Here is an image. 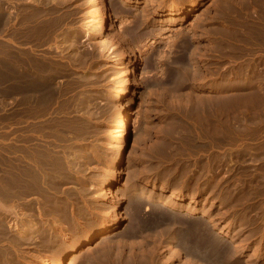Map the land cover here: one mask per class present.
<instances>
[{"label":"rangeland","instance_id":"rangeland-1","mask_svg":"<svg viewBox=\"0 0 264 264\" xmlns=\"http://www.w3.org/2000/svg\"><path fill=\"white\" fill-rule=\"evenodd\" d=\"M23 1L25 3H23ZM30 1H33V0H26V1L25 0H15L14 1L15 3L14 2L12 3V1L9 0L8 4L10 7L14 5V7L16 8L17 6L16 11H18V8L20 7L19 12H16V13L14 12L16 15L12 13V15H14L13 16L14 19L16 18L17 20V18L18 19L22 18L21 14L23 13L25 9L24 6L26 4L32 6L34 9L42 10L45 12L48 10V12H46L45 18L43 19L44 21L46 20L48 22L49 27L50 26L53 27L52 28L53 35L50 36L51 37L49 38L50 40H48V42L46 43L47 47L45 44H44L45 46L44 45L39 46L36 49V54H38L39 51H41V53L40 52L39 53L42 54L43 53L42 49L44 47L48 48V50L52 49L50 51L46 50L49 54L50 53L52 54V51L54 50L52 54L53 56L50 54L51 60L54 58L52 63L53 64L55 63L54 65H57L58 61L61 63L64 61L63 65L67 66L66 71L59 72L57 68L55 70L56 72H54V78L56 77L54 79L55 85L61 91L62 95L66 93V97H65V94L63 96L61 95L63 99L60 98L61 101L59 100L60 107L58 104H55V110L53 112L54 114L52 115V117L49 116L50 118H48L49 126H52L53 128L50 127V130L48 131L40 130L39 132V130H36L35 132H33L32 133L33 135L32 137H34L33 143H34V146L37 145L36 147H39L42 151L47 150L48 147L51 146L52 144L51 146L52 148L51 147L49 148L52 149L53 152H55L54 154L57 153L58 158L60 159L62 158V156L64 159L66 158L65 159L66 161L63 158H62L63 160L61 159V161H63L62 163H65V165L63 164L65 169L66 167L67 169L70 168L68 170L66 169L68 176L62 178V180L59 182L61 185L58 183L59 184L58 188H56L54 185V188H56V190L54 191H56L57 193H55L54 191H50V192L53 193V195H51L52 197L54 196L55 199L59 198L58 199L59 203H63L64 206L68 205L69 211L71 210V207L74 206L72 207L71 212L74 216H77L79 219L80 233L78 236L73 235L72 238L70 239V241H74V239L78 237V240L75 243H73L72 245H69L70 247L68 246L70 249L68 247L63 249L60 246H56L54 247V249L51 248L53 249L52 252H51V249L50 250L46 249L44 251V249L40 248L39 246H35V245H38V243L35 242V240L30 248L22 249V248H19L16 243L17 242L16 234H15L16 232L13 234L15 230L7 226V225H11L14 222V221L13 222L11 221L16 220V218L17 220L15 222H17L19 214L16 215L15 212H13L14 216H12V212H10L11 214L10 213L5 214L4 212L0 210V221H1L0 224H2L1 225L2 227L0 226L1 227L0 231L2 229V231L0 232V236H1L0 239L2 240L0 241V253L5 249L1 253L2 255L0 254L1 255L0 262L4 261L2 264H5L6 262H7L6 264H13V263L14 264L16 263L17 264H56L63 257L65 258V260L70 259L72 255L71 253L72 247L76 246L78 243L79 244L81 243V247L77 251L78 253L76 252L77 254L81 253L80 254L81 259L79 260L80 262H78L79 264H86V263L87 264H97L98 262L101 264H104V263L107 264L108 262H109L108 264H111L112 262L114 264H117V263L122 264L121 262L122 259H123L122 260L123 264H130V263L133 264V261H134V264H145V263L154 264V262L155 264H157L158 259L159 261H161L162 259L165 260L166 257L167 258L165 262L162 260L163 262H158V264H178V263L183 264L184 260H186L184 263H187V260H189L188 257L190 256H191L190 257L191 259L195 257L194 258L195 260L193 259L194 264L195 262L197 264H201V263L204 264L202 260L200 261L201 257L199 256L200 255L199 253L202 252L201 251L202 248L196 249V252L195 251L193 252L191 250H188L184 245H182L181 240H180L181 238L180 234L182 233L184 228L186 230H190V228H197L196 231H199V230L203 231L202 228H204L203 232H206L207 236H209L208 240H210L208 241V245H210V247L208 246L209 254H210V257L208 259H210L211 261L207 259L209 261L207 264H217V263L226 264V262L227 264H236V263L238 264H264V234H263L264 233V102H263L264 101L263 99L264 98V92H263L264 91V68H263L264 65L261 63V61L264 60V0H249V1L248 0H244V1L243 0L242 1L241 0L239 1L229 0L230 4L228 5L226 4L227 6L225 5L226 7L225 9L228 12H233V13L236 12V13L234 17V25L230 24L231 26H229L232 29L229 28L228 29L229 31L225 32L226 33L225 44L227 46L225 45L226 51L224 50L225 54L222 55V58L221 56L220 57L216 56L217 54L216 51L212 52L214 56L212 55V58H210V56L208 57L209 53L207 54L206 50L209 49L210 46L213 50L216 49L215 47L219 48L215 43H213L214 35L212 33H214V29L211 30V28H213L216 25H221L222 21L219 16H217L218 18L215 16V19H216L215 20L213 17L214 15L213 13L218 11V7L220 8L221 5L219 6L218 4H221L222 1L224 3V1L226 0H218V1L217 0H194V1L188 0L190 3L188 1L184 3V6L186 8L185 11L181 9L180 12H173L174 6L176 7L178 5L177 0H48V1L43 0L45 2L43 1L40 2V0H35L36 2L35 1L30 2ZM52 2H53V5H52ZM36 3H38V5ZM104 3L109 9L111 10L114 9L112 10V13L117 12L116 10L119 8V11L121 12L120 15L122 16V20H119V19L117 20L116 17L113 16L112 17V20L114 21L112 23L113 25L111 24V19H107L106 23L103 26L105 29L101 27L102 28L101 30L99 27L100 23L98 21L100 19L99 15H101V13L104 10V6H103ZM46 4L47 5L51 4V5L47 6ZM235 4L236 6L231 8ZM21 6L24 8H22ZM14 7L12 6V8ZM47 7H49L50 9ZM45 8L47 9L45 10ZM122 9H125V10H122ZM56 10H57V13H56ZM121 10L125 12L123 13ZM143 10L144 11L148 10L150 12L149 14V12L147 11L148 12L147 14H149L151 18L150 21L151 22L155 21L156 26L160 27L158 28L159 31L161 30L160 33L164 35L165 38L164 40L158 39L157 40L158 44H155V40L154 42H152L153 40H151L153 35L151 36L148 35L149 37L146 36L148 38L146 37L143 38L141 42L137 41V43L133 45L134 47L133 46L125 47V50L127 49V51L125 52V54L123 53L121 54V51H120L121 49L118 48V46L115 43L116 42L115 36L116 35L118 36V32H119V35L122 34L121 29L129 28L132 23L134 24L136 17L138 15L141 16L140 12L142 13V15L145 14ZM2 12L3 11L1 10V0H0V13ZM157 12L158 13L160 12V15L157 16L156 17L157 19H156L153 17V15L157 14ZM131 13H134L135 19L133 18V14ZM55 14L57 16H55ZM197 14L199 16V19L195 20L198 18ZM54 16L55 18H52ZM208 16L212 18L211 20L214 19L215 21L213 20L212 22L211 20H208L209 19ZM64 22L66 25L64 24ZM1 24L2 23H1V18H0V40L2 36L1 35V32H2ZM57 26L59 27L58 31H57V28H58ZM64 26H66V28H64ZM120 26L122 27L124 26V27L121 28ZM192 27L194 28V30ZM207 27H210L209 28L210 30H208ZM130 28L129 30L127 29V32L130 31ZM205 28H207V30ZM65 29H67V31ZM59 30H61L63 34ZM205 30L208 32V35L206 34L207 32ZM75 31H76V34L78 32L77 35L75 34ZM181 31H182V34H181ZM193 31H195V33ZM57 32H59L60 35L59 33L57 34ZM65 33L67 34V36L70 33L69 35L71 37L69 36V38L73 39L74 37V40L76 42L72 39L71 40L67 39L69 42L67 45L66 44L63 45V48H65L64 51L62 50L59 51L60 49H57V48L53 49L56 43H57L56 45H58L60 44L59 42L62 39L65 40V36H66ZM200 33L202 34V36ZM231 33H232V36H231ZM177 34H179V36L181 34L182 35L181 38H183L185 35V37H188V39L191 40L193 47L196 50V51L194 50L195 52L193 51L196 57L193 56V58L195 59V62L199 61V64L201 65L199 67L200 71L201 69H203L205 72L209 70L208 73L209 72L211 73V69L212 71L215 70L216 68H213V67H216L217 64L220 63V66H222L225 72H227L228 74L233 73V75L235 74L237 75V73L239 74L240 72L242 74L247 73L249 71L252 72V75H253L252 81L254 82L253 86L257 87V84L263 86L262 88L263 91L260 89L258 90L253 89V92L256 91V94H252V95L250 94L247 95L250 92L252 93V89H248V88L247 89L237 88L235 90L229 89L226 92V96L228 94L227 100L231 98L229 97V95L233 94L232 92H235V94L238 93L235 96L239 95L238 98L237 97L235 98L233 94L232 95L233 98L231 99L234 101L232 102L231 99L228 101L230 103L238 102L239 104V106H237L238 108L232 109L231 107H229L228 108L229 111L228 110L225 111V120L228 122V124L226 122L227 124L226 128H227V131L229 132L227 133V136L228 135L229 136L227 138V142L224 147L225 152H224V149L222 152L223 154L225 153L224 156L225 157L227 156V158H224L225 162L223 161L222 167L220 166L221 168H219V165H220L218 162L219 158L216 160L217 162L215 161L216 157H218V154H216L217 152L215 149L212 150V154L215 153L214 154L215 156L212 155L211 157V155H209L208 158L205 159V161L209 163L208 166L210 167V169L212 167L213 168L210 170V174L208 171V174H206L207 176L205 175L206 179L203 176L202 177L203 180H200V182H199L200 178H197L199 177L198 174L200 173V170L198 169H196L197 171L194 170L191 177L193 176V174L194 176L191 179L189 178L190 173H188L187 170L183 168V165H185L188 161H192V163L200 162V159H198L197 156L191 158L186 155L185 156L182 155L183 157L182 156H179L180 158L177 157L176 161H170V159L168 161V159H166L168 157L164 154L165 151H162L164 149L162 145L166 148V145H167L166 143L169 142V140L171 139L170 135H172L173 133L172 128H173L174 122H172V117L178 116L177 126H179L178 130L180 131V129L182 128L180 124L182 123V121H184L187 115V112H188L186 103H185V101L188 99L187 93L185 92L183 93L182 89L178 90L174 88V86L169 87V85L167 87V85L164 84L165 82L164 78H166V74H165V71L161 69L164 66L163 65L161 66V64L159 63V59H158L159 55L161 54L164 55L167 53V51L165 50L169 49L168 44H167L168 41H170L169 39L171 40L174 39L175 35H176L175 39L179 38ZM63 35L64 37H62ZM203 35H207V36H203ZM192 36H194L195 38ZM230 37L232 38L230 39ZM52 38L53 40L57 39V42L56 40H54L55 41L54 43ZM208 39H210V41ZM51 40H52V43L49 45ZM179 40H177V42ZM71 41L74 42L73 45ZM69 44H71L72 47ZM51 45L52 47H50ZM65 45L66 47H64ZM207 46H209V48ZM132 47L134 51L132 50ZM156 47H158V50H156L157 49ZM195 47L196 48L198 47L201 50L198 48L196 49ZM178 50L179 49L177 47L172 49L171 51L173 55L171 53L170 54L171 57L177 56V54L179 53ZM199 51L202 53L201 58H200L201 54ZM59 52H60V55H58ZM159 52L160 54H158ZM62 53H65V54H62ZM135 54L140 59V62H139V65L137 64L134 68V55ZM62 56L63 57L66 56V58L68 59H65V57L63 58ZM61 57L63 59H61ZM77 57L81 58V62H80V58H78L77 60ZM215 57H217L218 59L221 58L220 61L218 59H214ZM131 58H133V61H130ZM252 64L255 66L253 67ZM206 65H208V67ZM207 68L208 70H206ZM163 72L165 75L163 74ZM257 73L259 75L258 78H257V75H255ZM254 75L256 76V79L254 78L255 77ZM59 83L61 86L57 85ZM0 84H1L0 85V90H1V86H3L2 85L3 83L0 81ZM125 85H127L125 89L126 92L124 91L122 93L123 91L122 88H124ZM71 87H73V89L75 87L76 89L74 90L69 89ZM243 90L245 93L243 92ZM241 92L243 94H241ZM178 93H181V94L179 95ZM13 96L14 94L12 95L9 94L5 96V99L0 100V111L3 110V112H1L0 114V189L4 191V192L2 191L3 194L4 193L6 195L8 194L6 197L5 194L3 195L1 193L0 201L2 202L3 205H6V203L10 204V207L12 208L14 207L17 213L19 212V208L25 205V202L23 204V202H20V200L17 201L18 194L15 192V187H13L15 184V181H14V178H15L14 175L16 172L15 170L17 168L16 160L18 161V157H19L18 155L19 153L17 151L18 147H16L18 146L16 137H17V133L19 134V129H18L19 126H21L22 123H23L22 125H25L30 122L33 123L34 118L33 117L30 118L32 115H29L27 112H26L27 115H25L26 113L24 114L23 112L20 115L19 113H17L16 110L18 106L16 103L15 96L14 97ZM185 96L187 97V99ZM13 98L15 99V101ZM180 100H181V103L184 100L182 104L180 103ZM177 102H179L183 107L180 106V104ZM174 103H176V105ZM171 104L173 105V107L174 106L176 107L173 108ZM168 106H169V109L171 110L170 112L169 110H167L168 108H166ZM175 108H176V111H175ZM9 109H12V112L10 113V117H8V114H6V111H8ZM172 112L174 113V115H172ZM177 112L178 113L181 112L180 115ZM63 113L66 115H64ZM168 113H170L171 115ZM62 114L64 115L63 120L65 121L62 120V117H63ZM18 115L21 117H19ZM18 117L20 119H18ZM19 121L22 123H20ZM24 121H28V122H24ZM61 121H63L65 124ZM18 122L20 125L18 124ZM57 122L63 123L64 125L63 124L59 125ZM52 123L55 125H53ZM170 125H172V127ZM54 126L56 127V129ZM228 128L229 129L232 128L233 132H232V129L228 130ZM60 131H63V132H60ZM48 132H50L51 134L52 133L54 134L51 135ZM36 135H38L39 137L38 136L36 137ZM50 136H52L54 139ZM180 137L181 135H177L176 137V144H178L179 146H181L182 144ZM55 138H57V140ZM42 140L43 141L46 140V141L43 142ZM36 142H43V144L42 143L37 144ZM50 142L52 143L50 144ZM47 144L49 146H46ZM58 148L60 150L59 152L60 154L57 151ZM158 149L159 150L161 149V150L159 151ZM15 152L17 153L15 154ZM65 153L67 154L64 156ZM187 157L188 159H185ZM180 159H182L181 160L182 162L180 161ZM74 161H75V164H74ZM210 161H213V162H210ZM66 162L67 164L69 163L71 165L69 164H68L69 166L66 165ZM169 162L170 163L172 162V164H169ZM176 162H178L179 164L178 163L175 164ZM72 163L74 164V166ZM210 163H213V164H210ZM74 167H75V170H74ZM176 168L177 170H175ZM178 168L180 169L178 170ZM182 168L184 172L182 171ZM114 169L116 170L113 173ZM7 172L10 174L9 178L6 177V174L8 176ZM73 172L74 174H72ZM186 172L188 176L185 174ZM180 174L184 176L182 175L180 176ZM185 177L186 179H184ZM180 179L183 180L184 183H186V181L188 183L183 185L184 183ZM188 179H190L191 181H189ZM65 180H67L68 182L66 183L67 185L64 182ZM178 180L181 181L182 183L178 182ZM194 180H196L197 182L194 183ZM204 180L206 181V183L203 182ZM11 183H14V184H11ZM173 183L175 184L174 186H177V187L179 186L180 188L174 187ZM189 183L191 186L189 185ZM192 183L194 184V187H192L193 186ZM208 184H210V187ZM46 185L50 187V190H53V187H52L53 185L44 184V186ZM196 186H198L199 188H197ZM6 187L11 188V190ZM59 187L61 188L59 189ZM201 187H204V188H201ZM175 188H177L178 190ZM7 189H9L11 192ZM70 191L71 193H69ZM60 192L63 194L61 195ZM175 193H179L180 195L178 197L174 196ZM15 194H17L16 195L17 199H15L14 197ZM10 195H12L13 197ZM68 196L69 197L71 196L72 198L68 199L67 198ZM6 198H9V199H6ZM10 200H14V201H10ZM71 200L74 201V203ZM42 201L43 199L41 200V202L39 201L41 204L40 203L35 204V206L38 205L36 206L38 207V209L36 207H34L35 209L33 208V210L31 211V217L34 218L35 221H38L40 223L46 221L49 224L50 223L52 224L53 220L51 219L54 218L53 216L55 215V213L51 211L49 212L50 213L49 214L47 211V214H48L47 215L45 212L46 210L44 208L45 202H42ZM137 205L141 207L139 208L137 207ZM6 207H9V205ZM16 207L17 208L19 207V208L16 209ZM138 208L139 210L137 211ZM158 208H159V211L162 212L163 215L158 211ZM36 210L40 212H37ZM83 210L84 212H82ZM43 211L45 213H43L42 215L41 212ZM77 211L79 212L78 214H76ZM163 211L165 213L167 211L169 212L165 214ZM170 211H172V213ZM158 212L161 216L157 214ZM35 213H38V214H36L35 216L33 215ZM39 213L41 216L39 215ZM169 214L171 215V218L173 217L172 219H170L171 222L169 221V219L168 221L166 220L168 217L170 218ZM178 215L179 216L182 215L183 218H186L185 216L188 217L190 215L189 217H192V218L190 219L188 217L185 220L182 218V216L178 217ZM60 216H62V214H60ZM117 216L121 219L118 226L114 225L116 222ZM153 216L154 217L156 216L155 220L153 219ZM163 216L164 217L166 216L167 218L166 217L164 218ZM42 217L43 218L45 217L47 219L44 218V220L41 221ZM157 217H159V219ZM175 217L176 219H174ZM196 217H197V220H196ZM156 218L158 222L160 221L159 224L158 222L156 223L157 225L154 224V222H156ZM2 219L5 222L2 221ZM61 219H63L62 220L64 222L63 224L67 225V221L65 220V218L61 217ZM144 219H145V222H144ZM148 219H150L151 222ZM181 219H183L184 222ZM202 219L204 221L206 219L207 220L206 222H202L203 221ZM179 220L181 221L179 222ZM188 220H191V222L189 221L190 222L189 223ZM6 221L9 223H7ZM175 221H177L178 223ZM194 221L195 223L193 224L192 222ZM169 222L171 224H169ZM181 222L184 228L181 227L182 226V224H180ZM185 223H187L189 226ZM4 224L5 226H7V228L4 227ZM51 224L50 226H53V224L52 225ZM207 224L210 225V226L208 225V227L212 229L211 231L209 228L206 227ZM142 225L145 227L144 229L146 230V233L144 232L145 230H141L143 228ZM164 225H167V226H164ZM178 225H181V226H178ZM107 226H109L108 229L106 228ZM140 226H142V228ZM198 227L199 228L201 227V228L199 229ZM149 228L150 229L152 228L151 231H149L150 230ZM162 228H164L165 231L162 230ZM10 229L13 232H11ZM153 229L155 231L157 230L156 232L158 234ZM175 229L178 231L174 232ZM8 231L11 233H9ZM129 231L135 232V238H133L134 236L132 237L133 239L128 237ZM141 231H143L142 234H141ZM152 231H154V237L153 235L152 236L150 235V234H153ZM166 231L168 235L165 234ZM209 231L211 233H209ZM213 231L216 232L217 234L215 235ZM64 232L68 234L69 230L67 226H65ZM176 232H177V235H176ZM2 233L4 235H2ZM12 234L15 236H12ZM93 234L95 236H91ZM170 234L171 236L173 234L172 237L174 239L171 238ZM90 236L92 239L90 240V242H88L89 243L88 245L86 241ZM157 236L159 238L162 237L160 238L161 241L159 240ZM103 237L107 240H105ZM212 238H214L215 240ZM224 239L225 241H223ZM3 240L7 244L6 243L4 244ZM216 241L218 242L216 243ZM68 242L69 241H67L66 243ZM8 243L11 246H9ZM141 243L143 244L142 246L139 245ZM125 244L126 246L123 247V245ZM148 244H150V246ZM176 244H177V248H176ZM221 245H222V248H217ZM131 246H133L134 249ZM148 246L152 248H149ZM214 246H215V250H214ZM11 247L13 248V250ZM89 247H92V248H89ZM117 248H121V249L117 250ZM146 248H149L147 251L150 253H146L147 252ZM216 248H217V251H216ZM227 248L228 249L230 248V249L227 250ZM232 248L233 249L235 248V250H233ZM21 249L24 251H22ZM39 249L40 250L42 249V250L40 251ZM95 249L98 252L101 250V252L98 253ZM141 249L144 251H142ZM8 250H10L11 252H9ZM15 250L18 255L15 254L16 253ZM130 250L132 251L134 250L133 251L134 254ZM182 250L183 252H180ZM187 250L190 253H188ZM95 251L96 253H98L97 256H96ZM111 251L112 252L114 251V252L112 253ZM121 251L124 252V255ZM157 251H159V253ZM210 251L211 252L215 251L214 253H216L217 255L215 254L216 256H211V255H214V253L212 254ZM5 252H6V256H5ZM115 252L116 254H114ZM129 252H131V254H129ZM172 253H174V255H172ZM30 254L31 255L33 254V256H31ZM87 254L89 256L90 255H94V256H91L89 258ZM109 254L111 257L107 259L106 256L109 257ZM120 254H121V257H120ZM128 254L130 255V257H128L129 259L126 258L127 256H129ZM138 254H141V256H139ZM102 255H106V256L102 257ZM116 255H118V257H116ZM192 255H194V257ZM219 255L220 256L222 255L223 257L221 256V258H219L220 257ZM227 255H228V258H226ZM3 256H5L6 258ZM83 256L85 260L84 258H82ZM143 256L146 259L142 258ZM92 257L93 258L96 257L94 261L92 260L93 259ZM100 257H101V262H100ZM123 257H125L126 260ZM131 257H133V259ZM148 257L150 258V262H149ZM24 259L26 260V262ZM44 259L47 260V262H43ZM111 259L113 261H111ZM214 259L215 261H213ZM216 259L219 260V262H217ZM224 260L226 262H224ZM234 260H236L237 262L236 261L234 262ZM125 261H127L128 263ZM142 261H145V262H142ZM197 261L200 263H198Z\"/></svg>","mask_w":264,"mask_h":264},{"label":"bare ground","instance_id":"bare-ground-1","mask_svg":"<svg viewBox=\"0 0 264 264\" xmlns=\"http://www.w3.org/2000/svg\"><path fill=\"white\" fill-rule=\"evenodd\" d=\"M10 1H12V3L15 1V0H10ZM26 1V0H25ZM35 0H33V1H30V2H34ZM41 1H43V0H40V2ZM48 1V0H47ZM186 1H188V0H177V6L175 7L174 6V9H173V12H180L181 11V9L183 10V11H185V6H184V3L186 2ZM190 1H192V0H190ZM194 1V0H193ZM218 1V0H217ZM233 1V0H232ZM235 1V0H234ZM239 1V0H238ZM242 1V0H241ZM244 1V0H243ZM249 1V0H248ZM8 2H9V0H1V10L3 11L2 13H0L1 15V25H2V32H1V40H0V81L3 83L2 85L3 86H1V90H0V94H1V97H2V100L3 99H5V96L6 95H12V94H14V96H15V98H16V103H17V106H18V108H17V113H19V115L23 112L24 114L27 112L29 115H32L30 118H34V122L33 123H27V124H25V125H22L23 123L22 122H20V123H22L21 124V126H19V134L17 133V142H18V146H16V147H18V155H19V157H18V161L16 160V162H17V168H16V172H15V178H14V181H15V184L14 183H11V184H14V186L13 187H15V192L18 194H15V199H17V201H19L20 200V202H23V204H24V202H25V205L23 206V207H21V208H19V212H17L16 213V211H15V209H14V207L12 208V207H10V204H7L6 203V205H3L2 204V202L0 201V210L2 211V212H4L5 214L6 213H10V212H12V216H14L13 215V212H15V214L16 215H18L19 214V217H18V221L17 222H15L16 220H17V218H16V220H12L11 222H13L11 225H7V226H9L11 229H13V230H15L14 232L11 230V232H13V234L15 233L16 234V240H17V245H18V247L19 248H22V249H24V248H30L31 246H32V244H33V242H34V240H35V242H37L38 243V245H35V246H39L40 248H42V249H44V251L46 250V249H51V248H53L54 249V247H56V246H60V247H62L63 249H65L66 247H68L69 245H72L73 243H75L77 240H78V237L76 238V239H74V241H70V239L72 238V236L74 235V236H78L79 235V233H80V230H79V219H78V217L77 216H74L73 214H72V207H74V206H72L71 207V210L69 211V206L68 205H63V203H59V198H54V196L52 197L51 195H53V193H51L50 191H54V190H56V188H58V185L60 184L59 182L62 180V178L63 177H67L68 176V174H67V172H66V169H67V167H66V169L64 168V165H65V163H62L63 161H61V159L63 158V156H62V158L60 159V158H58V155H57V153L56 154H54L55 152H53V150L52 149H50L49 147H51L52 146V142H50V144H51V146H49L48 144L46 145V146H49L48 147V149L47 150H45V151H42L39 147H36L37 145H35L34 146V143H33V138L34 137H32L33 135H32V133L33 132H35L36 130H39V132H40V130H42V131H48V130H50V127H52V126H49V123H48V118H50L49 116H51L52 117V115L54 114L53 112H54V110H55V104H58L59 105V107H60V102H59V100H60V98H62L61 97V91L58 89V87L55 85V82H54V79L56 78H54V72H56L55 70L58 68V71L59 72H63V71H66V69H67V66H65V65H63V62L61 63V62H57V65H54L52 62H53V60H54V58L51 60V57H50V54L46 51V50H48V48H41L42 50H43V53L42 54H40L41 53V51H39V49H38V51L40 52H38V54H36V49L39 47V46H43L44 44L46 45V43L48 42V40H50L49 38H51L50 36L51 35H53L52 34V28L53 27H49L48 25V22L45 20L44 21V19L43 18H45V15H46V12H48V10L45 12V11H42V10H38V9H34L32 6H30V5H28V4H26L24 7H25V9H24V11H23V13L21 14V16H22V18H20V19H18L17 18V20H16V18L14 19V15H16L15 13L16 12H19V8H18V11H16L17 9V6H16V8L14 7V5H12L14 8H12V6L10 7L9 6V4H8ZM29 2V1H28ZM36 2V1H35ZM39 2V1H38ZM43 2H45V1H43ZM42 2V3H43ZM58 2V1H57ZM57 2H56V4H57ZM160 2V1H159ZM172 2V1H171ZM189 2V1H188ZM15 3V2H14ZM19 3V2H18ZM23 3H25L24 1H23ZM48 3V2H47ZM55 3V2H54ZM60 3V2H59ZM153 3V2H152ZM190 3V2H189ZM221 3V2H220ZM256 3V2H255ZM11 4V3H10ZM30 4V3H29ZM34 4V3H33ZM37 5H38V3H36ZM45 4V3H44ZM115 4V3H114ZM168 4V3H167ZM228 5V4H230V1L229 0H226V1H224V3H223V1H222V3L221 4H218L219 6H220V8L218 7V11L217 12H214L213 14H211V15H213V17H214V19H215V16L217 17V16H219L220 17V19H221V21H222V24L221 25H216V26H212L213 28H211V30L212 29H214V33H212L213 35H214V39L213 38H211V39H213L214 41H213V43H215L219 48H217V47H215L216 49L215 50H213L212 48H211V46H210V48H211V50H210V48H209V46H207L209 49H207V50H209V51H207L206 50V53L208 54V57L210 56V58H212V55H213V51H216L217 52V54H216V56L218 57H220L221 56V58H222V55L223 54H225L224 52L226 51L225 49V37H226V33L225 32H228L229 30V28H231V27H229V26H231L230 24H233L234 25V17H235V13H233V12H228L225 8V5ZM237 4V3H236ZM236 4L234 5V6H230L231 8H233V7H235L236 6ZM248 4V3H247ZM253 4H254V2H253ZM20 5H21V3H20ZM39 5H40V3H39ZM47 5V4H46ZM46 5H44V6H46ZM51 5V4H50ZM49 4L47 5V6H50ZM52 5H53V2H52ZM226 5V6H227ZM36 6V5H35ZM42 6V5H41ZM43 6V7H44ZM56 6H58V5H56ZM104 10H103V12L101 13V15H99V17H100V19H99V23H100V25H99V27H100V29L102 30V28L101 27H103L104 26V24L106 23V21H107V19H111V24L114 22L113 20H112V17L114 16V17H116V19L118 20H122V16L120 15V11H119V8L116 10L117 12H114V13H112V10H114V9H109L107 6H106V4L104 3ZM148 6V5H147ZM243 6V5H242ZM248 6V5H247ZM255 6H256V4H255ZM22 7V6H21ZM24 7H22V8H24ZM52 7V6H51ZM117 7V6H116ZM116 7H115V9H116ZM119 7V6H118ZM36 8V7H35ZM40 8V7H39ZM47 8H49V7H47ZM47 8H45V10L47 9ZM56 8V7H55ZM58 8V7H57ZM111 8V7H110ZM245 8V7H244ZM44 9V8H43ZM50 9V8H49ZM53 9H54V7H53ZM52 9V10H53ZM138 9V8H137ZM143 9V8H142ZM217 9V8H216ZM230 9V8H229ZM228 9V10H229ZM248 9V8H247ZM22 10V9H21ZM122 10H125V9H122ZM121 10V11H122ZM154 10V9H153ZM162 10V9H161ZM50 11V10H49ZM128 11V10H127ZM144 11V10H143ZM142 11V12H143ZM148 11V10H147ZM146 10L144 11V13L145 14H143L142 15V13L140 12V14H141V16H137L136 17V19L134 18V13H131V14H133V18L135 19V21H134V24L132 25L131 24V26L130 27H132V28H130V31H128L127 32V29L129 30V28H126V29H121L122 31V34H120L119 35V32H118V36L116 37L115 35V38H116V45L118 46V48H120L121 50V54L123 53V54H125V52L127 51V49L125 50V47H129V46H133L135 43H137V41H139V42H141V40L143 39V38H145L146 36H151V35H153L152 36V39L151 40H153L152 42H154V40H155V44H158V39H163L164 40V35H162L161 33H160V31H159V29L158 28H160V27H157L156 26V24H155V21H153V22H151L150 21V12H149V14H147L148 12H147ZM156 11V10H155ZM232 11V10H231ZM234 11H235V9H234ZM15 12V13H14ZM55 12V11H54ZM60 12V11H59ZM123 12V11H122ZM125 12V11H124ZM123 12V13H124ZM130 12H132V11H130ZM136 12V11H135ZM242 12V11H241ZM12 13L14 14V15H12ZM50 13V12H49ZM56 13H57V10H56ZM137 13H139V12H137ZM252 13H254V12H252ZM18 14V13H17ZM51 14V13H50ZM50 14H49V16H50ZM100 14V13H99ZM130 14V15H131ZM175 14V13H174ZM19 15V14H18ZM18 15H17V17H18ZM53 15V14H52ZM160 15V12L158 13L157 12V14H154L153 15V17L154 18H156L157 16H159ZM240 15V14H239ZM55 16H57L56 14H55ZM55 16L54 17H52V18H55ZM197 16H198V14H197ZM13 17V18H12ZM20 17V16H19ZM66 17V16H65ZM203 17V16H202ZM206 17V16H205ZM204 17V18H205ZM209 17V16H208ZM242 17V16H241ZM245 17V16H244ZM263 17V16H262ZM49 18V17H48ZM51 18V17H50ZM57 18V17H56ZM61 18V17H60ZM218 18V17H217ZM43 19V20H42ZM58 19V18H57ZM114 19V18H113ZM126 19V18H125ZM124 19V20H125ZM153 19V18H152ZM157 19V18H156ZM199 19V16H198V18L197 19H195V20H198ZM206 19V18H205ZM212 18H210L209 17V19L208 20H211ZM213 19V20H214ZM251 19V18H250ZM13 20H15V21H13ZM54 20V19H53ZM60 20V19H59ZM65 20V19H64ZM67 20V19H66ZM123 20V21H124ZM213 20H211L212 22H213ZM216 20V19H215ZM214 20V21H215ZM263 20V19H262ZM62 21V20H61ZM60 21V22H61ZM131 21H133V20H131ZM203 21V20H202ZM220 21V20H219ZM253 21V20H252ZM53 22V21H52ZM59 22V23H60ZM67 22V21H66ZM122 22V21H121ZM120 22V23H121ZM217 22V21H216ZM50 23V22H49ZM54 23V22H53ZM123 23V22H122ZM211 23V22H210ZM218 23V22H217ZM51 24V23H50ZM56 24V23H55ZM63 24V23H62ZM62 24H61V26H62ZM64 24H65V22H64ZM159 24V23H158ZM205 24V23H204ZM212 24V23H211ZM219 24V23H218ZM237 24V23H236ZM52 25H54V24H52ZM66 25V24H65ZM113 25V24H112ZM200 25V24H199ZM213 25V24H212ZM233 25H232V27H233ZM252 25V24H251ZM56 26V25H55ZM198 26V25H197ZM196 26V27H197ZM201 26V25H200ZM209 26V25H208ZM58 27V26H57ZM121 28H123L122 26H120ZM211 27V26H210ZM210 27H207L208 28V30H210L209 28ZM238 27V26H237ZM64 28H66V26H64ZM104 28V27H103ZM193 28V27H192ZM204 28V27H203ZM207 28H205L206 30H207ZM235 28V27H234ZM58 29H59V27L57 28V31H58ZM105 29V28H104ZM232 29V28H231ZM54 30H56V29H54ZM62 30V29H61ZM61 30H59V31H61ZM66 31H67V29H65ZM100 30V31H101ZM193 30H194V28H193ZM205 30V31H206ZM241 30V29H240ZM71 31V30H70ZM159 31V32H158ZM187 31V30H186ZM191 31V30H190ZM197 31V30H196ZM204 31V30H203ZM202 31V32H203ZM231 31V30H230ZM65 32V31H64ZM184 32V31H183ZM194 33H195V31H193ZM207 32V31H206ZM256 32V31H255ZM54 33H56V32H54ZM59 32H57V34H58ZM61 33H62V31H61ZM185 33V32H184ZM191 33V32H190ZM189 33V34H190ZM234 33V32H233ZM240 33V32H239ZM63 34V33H62ZM66 34V33H65ZM70 34V33H69ZM68 34V36H67V34H66V36H65V40L64 39H62L59 43L60 44H58V45H56L55 44V46L53 47V49L54 48H57V49H60L59 51H64V49L65 48H63V45L64 44H68V40L67 39H70L69 38V35ZM75 34H76V31H75ZM77 34H78V32H77ZM76 34V35H77ZM181 34H182V31H181ZM180 34V36H179V34H177L178 36H179V38L178 39H175V36H174V39H169L170 41H168V50H165V51H167V53L166 54H164V55H159L158 57V59H159V63L161 64V66L163 65L164 67L163 68H161V69H163L164 71H165V74H166V78H164L165 79V82H164V84H166L167 85V87H168V85H169V87H172V86H174V88H176V89H182L183 90V93L185 92V93H187V95H188V99H187V97H186V101H185V103H186V107H187V115H186V117H185V119H184V121H182V120H180V121H182V123L180 124L181 126H182V128L180 129V131L178 130L179 129V126H177V123H178V116L176 117V116H173L172 117V122H174V125H173V128H172V131H173V133H172V135H170V137H171V139L169 140V142L168 143H166L165 145H166V148L162 145V144H160V145H162V147L165 149H163L162 151H165L164 152V154L168 157V158H166V159H168V161H169V159H170V161H176V159H177V157H179V156H188V157H196L197 156V158L198 159H200V162H194L195 161V159H194V163H192V161H188L185 165H183V168L185 169V170H187V172L188 173H190V176H189V178H191L192 179V177L194 176V174H193V176L191 177V175H192V173H193V171L194 170H196V169H198V170H200V173L198 174L199 175V177H197L196 175V177L197 178H200L199 179V182H200V180H203V176L205 177V175L206 174H208V171H209V174H210V170L213 168H211L210 169V167L208 166V164L209 163H207L206 161H205V159H207L208 158V156L209 155H211V157H212V155H214V154H212V150H216V154H218V157H216V159H215V161L218 159L219 161V168H221L222 167V164H223V161L225 162V160H224V158H227V156L225 157L224 156V154H223V149H224V152H225V144H226V142H227V138H228V136H227V133H229L228 131H227V128H226V125L228 124V122L225 120V111L226 110H228V108L229 107H231L232 109L233 108H238L237 106H239V104H238V102H235V103H230V102H228L231 98H233V96H235L236 94H238V93H236L235 94V92H232L233 94H231V95H229V97H231L229 100H227L228 98V94H227V96H226V92L230 89V90H235V89H239V88H245V89H252V93L250 92V93H248V92H246V93H248L247 95H252V94H256V91L255 92H253V89L254 90H258V89H260V90H262V88H263V86L262 85H258L257 84V87L256 86H253V75H252V72H247V73H237V75L235 74V75H233V73L232 74H228L227 72H225V70L223 69V67L222 66H220V63H216L217 64V66L216 67H213V68H216L215 70H213L212 71V69H211V73L209 72L208 73V68L206 69V70H208L207 72H205L203 69H201V71L199 70L200 68V64H199V61H197V62H195V59L193 58V56H195L194 55V52L196 51L195 49H194V47H193V44H192V42H191V40H189L188 39V37H185V35H184V37L183 38H181L182 37V35ZM193 34V33H192ZM201 34V33H200ZM207 35H208V32L206 33ZM228 34V33H227ZM230 34V33H229ZM59 35H60V33H59ZM72 35V34H71ZM174 35V34H173ZM196 35V34H195ZM207 35H203V36H207ZM209 35H210V33H209ZM58 36V35H57ZM56 36V37H57ZM148 36V37H149ZM177 36V37H178ZM186 36H188V35H186ZM201 36H202V34H201ZM212 36V35H211ZM210 36V37H211ZM231 36H232V33H231ZM234 36V35H233ZM239 36V35H238ZM59 37V36H58ZM62 37H64V35L62 36ZM71 37V36H70ZM148 37H146V38H148ZM167 37V36H166ZM171 37V36H170ZM176 37V38H177ZM192 37H194V36H192ZM198 37V36H197ZM76 38V37H75ZM173 38V37H172ZM195 38V37H194ZM200 38V37H199ZM228 38H229V36H228ZM232 37H230V39H231ZM236 38V37H235ZM72 39V38H71ZM70 39V40H71ZM180 39V40H179ZM237 39V38H236ZM52 40H53V38H52ZM52 40H51V42L49 43V45L52 43ZM54 40H56V42H57V39H54ZM53 40V42L55 43V41ZM72 40H74V37H73V39ZM168 40V39H167ZM177 40H179L178 42H177ZM194 40V39H193ZM196 40V39H195ZM209 41H210V39H208ZM227 40V39H226ZM75 41V40H74ZM161 41V40H160ZM235 41V40H234ZM72 42V41H71ZM76 42V41H75ZM78 42V41H77ZM167 42V41H166ZM236 42V41H235ZM73 43L74 42H72V45H73ZM162 43V42H161ZM200 43V42H199ZM76 44V43H75ZM44 45V46H45ZM66 45L64 46V47H66ZM69 45H71V44H69ZM72 45H71V47H72ZM200 45H202V44H200ZM209 45V44H208ZM211 45V44H210ZM75 46V45H74ZM167 46V45H166ZM197 46H198V44H197ZM227 46V45H226ZM46 47H47V45H46ZM50 47H52V45L50 46ZM134 47V46H133ZM133 47H132V50L134 51V49H133ZM155 47V46H154ZM159 47V46H158ZM158 47H156L157 49L156 50H158ZM178 48L179 50V53L177 54V52H176V54H177V56H172L171 57V53H172V49H174V48ZM206 47V48H207ZM67 48H68V46H67ZM196 48V47H195ZM198 48V47H197ZM196 48V49H197ZM72 49V48H71ZM129 49H131V48H129ZM198 49H200V48H198ZM50 50H52V49H50ZM50 50H48V51H50ZM68 50H69V48H68ZM195 50V51H194ZM201 50V49H200ZM225 50V51H224ZM54 51V50H53ZM53 51H52V54H53ZM194 51V52H193ZM66 52H67V50H66ZM175 52V51H174ZM200 52V51H199ZM215 52V53H216ZM55 53H56V51H55ZM135 53V52H134ZM162 53V52H161ZM198 53V52H197ZM196 53V54H197ZM227 53V52H226ZM51 54V55H52ZM58 54V53H57ZM62 54H65V53H62ZM61 54V55H62ZM68 54V53H67ZM158 54H160V52L158 53ZM200 58H201V56H202V53L200 52ZM58 55H60V52H59V54ZM79 55V54H78ZM170 55V56H169ZM172 55H173V53H172ZM199 55V54H198ZM204 55V54H203ZM53 56V55H52ZM69 56V55H68ZM72 56V55H71ZM206 56V55H205ZM204 56V57H205ZM214 56V55H213ZM56 57V56H55ZM58 57V56H57ZM63 57V56H62ZM61 57V59H63L64 57H65V59H68V58H66V56H64L63 58ZM156 57H157V55H156ZM196 57V56H195ZM207 57V58H208ZM217 57H215L214 59H218ZM78 58H80V57H77V60H78ZM199 58V59H200ZM206 58V57H205ZM209 58V59H210ZM220 58V59H221ZM60 59V58H59ZM75 59V58H74ZM197 59H198V57H197ZM196 59V60H197ZM202 59H203V57H202ZM201 59V60H202ZM220 59H218L219 61H220ZM261 59V58H260ZM55 61H56V59H55ZM130 61H133V58H131L130 59ZM207 61H208V59H207ZM74 62V61H73ZM73 62H71V63H73ZM80 62H81V58H80ZM139 62H140V59L136 56V54L134 55V68H135V66L138 64L139 65ZM78 63V62H77ZM208 63V62H207ZM249 63V62H248ZM254 63V62H253ZM261 63L264 65V60H262L261 61ZM65 64V63H64ZM76 64V63H75ZM74 64V65H75ZM204 64V63H203ZM257 64V63H256ZM53 65V66H52ZM158 65V64H157ZM205 65V64H204ZM253 65V64H252ZM262 65V66H263ZM73 66V65H72ZM207 67H208V65H206ZM206 66H204V67H206ZM215 66V65H214ZM246 66V65H245ZM255 65H253V67H254ZM211 67V66H210ZM257 67H258V65H257ZM70 68V67H69ZM160 68V67H159ZM203 68V67H202ZM251 68H252V66H251ZM264 68V67H263ZM262 68V69H263ZM239 69H241V68H239ZM255 69V68H254ZM75 70V69H74ZM168 70H169V72H168ZM241 71V70H240ZM253 71V70H252ZM255 71V70H254ZM234 72V71H233ZM244 72V71H243ZM58 73V72H57ZM71 73V72H70ZM69 73V74H70ZM253 73H255V72H253ZM60 74V73H59ZM68 74V75H69ZM163 74H164V72H163ZM164 74V75H165ZM56 75V74H55ZM255 75H257V78H258V73L257 74H255ZM254 75V76H255ZM58 76V75H57ZM61 76V75H60ZM59 76V77H60ZM79 77V76H78ZM255 79H256V76L254 77ZM61 79V78H60ZM63 79V78H62ZM68 79V78H67ZM255 79H254V81H255ZM75 80H77V79H75ZM63 81V80H62ZM58 82V81H57ZM72 82V81H71ZM163 82V81H162ZM161 83V82H160ZM72 84V83H71ZM75 84V83H74ZM81 84V83H80ZM162 84V83H161ZM1 85V84H0ZM58 86H61L60 85V83L59 84H57ZM76 85V84H75ZM171 85V86H170ZM255 85V84H254ZM79 86V85H78ZM85 87V86H84ZM126 87H127V85H125V87L124 88H122L123 89V91H122V93L125 91L126 92ZM67 89V88H66ZM69 89H72V90H74V89H76L75 87H74V89H73V87H71V88H69ZM263 91V90H262ZM262 91H260V92H262ZM76 92V91H75ZM173 92V91H172ZM179 92V91H178ZM238 92V91H237ZM243 92H244V90H243ZM259 92V93H260ZM264 92V91H263ZM63 93V92H62ZM171 93V92H170ZM239 93H240V91H239ZM245 93V92H244ZM258 93V92H257ZM16 94V95H15ZM65 94V97H66V93H64ZM63 94V95H64ZM73 94V93H72ZM172 94V93H171ZM179 95L181 94V93H178ZM241 94H243L242 92H241ZM240 94V95H241ZM261 94V93H260ZM62 95V96H63ZM184 95V94H183ZM233 95V96H232ZM13 96V97H14ZM174 96V95H173ZM176 96V95H175ZM238 96L239 95H237V96H235V98L237 97L238 98ZM256 96V95H255ZM258 96V95H257ZM181 97V96H180ZM254 97V96H253ZM261 97V96H260ZM259 98V97H258ZM14 99V98H13ZM63 99V98H62ZM65 99V98H64ZM253 99V98H252ZM255 99V98H254ZM264 99V98H263ZM178 100V99H177ZM232 100V99H231ZM260 100V99H259ZM258 100V101H259ZM14 101H15V99H14ZM61 101V100H60ZM62 101H64V100H62ZM66 101V100H65ZM184 101V100H183ZM183 101H182V103H183ZM234 100H232V102H233ZM245 101V100H244ZM250 101V100H249ZM256 101V100H255ZM262 101V100H261ZM251 102V101H250ZM264 102V101H263ZM63 103V102H62ZM61 103V104H62ZM177 103H179V102H177ZM180 103H181V100H180ZM179 103V104H180ZM181 103V104H182ZM68 104V103H67ZM175 105H176V103H174ZM180 104V106H182ZM247 104H248V102H247ZM172 105V104H171ZM243 105V104H242ZM62 106V105H61ZM78 106V105H77ZM76 106V107H77ZM178 106V105H177ZM172 107H173V105H172ZM174 107H176V106H174ZM173 107V108H174ZM183 107V106H182ZM66 108V107H65ZM166 108H168L167 110H169V112L171 111L170 109H169V106L168 107H166ZM181 108V107H180ZM58 109V108H57ZM79 109V108H78ZM177 109H179V108H177ZM244 109V108H243ZM61 110V109H60ZM182 110H184V109H182ZM59 111V110H58ZM64 111V110H63ZM66 111V110H65ZM76 111V110H75ZM78 111V110H77ZM175 111H176V108H175ZM186 111V110H185ZM229 111V110H228ZM235 111H237V110H235ZM178 112H179V110H178ZM177 112V113H178ZM27 113L25 114V115H27ZM60 113V112H59ZM66 113V112H65ZM80 113V112H79ZM181 113V112H180ZM180 113H178L179 115H180ZM64 114V113H63ZM62 114V115H63ZM67 114V113H66ZM66 114H64V115H66ZM168 114H170V113H168ZM227 114V113H226ZM18 115V116H19ZM23 115V114H22ZM28 115V116H29ZM57 115H59V114H57ZM64 115H63V117H62V120H63V118H64ZM93 115V114H92ZM171 115V114H170ZM172 115H174V113L172 112ZM61 116V115H60ZM90 116V115H89ZM19 117H21V116H19ZM18 117V119H20ZM27 117V116H26ZM25 117V118H26ZM59 117V116H58ZM68 117V116H67ZM79 117V116H78ZM24 118V119H25ZM181 118V117H180ZM182 118H183V116H182ZM181 118V119H182ZM22 119H23V117H22ZM57 119H59V118H57ZM26 120V119H25ZM28 120H29V118H28ZM31 120V119H30ZM171 120V119H170ZM57 121V120H56ZM63 121H65V120H63ZM63 121H61V122H63ZM77 121V120H76ZM75 121V122H76ZM82 121H83V119H82ZM169 121V120H168ZM179 121V122H180ZM19 122H18V124H19ZM24 122H28V121H24ZM226 122H227V124H226ZM37 123H38V125H37ZM54 123V122H53ZM52 123V124H53ZM58 123V122H57ZM64 123V122H63ZM63 123H58L59 125L60 124H63ZM77 123V122H76ZM170 123V122H169ZM65 124V123H64ZM63 124V125H64ZM80 124V123H79ZM173 124V123H172ZM20 125V124H19ZM50 125H51V123H50ZM53 125H55V124H53ZM179 125V124H178ZM56 126H58V125H56ZM78 126V125H77ZM171 127H172V125H170ZM232 126V125H231ZM55 127V126H54ZM69 127V126H68ZM167 127V126H166ZM53 128V127H52ZM233 128V127H232ZM231 128V129H232ZM235 128V127H234ZM55 129H56V127H55ZM57 129H58V127H57ZM231 129H229L228 128V130H231ZM237 129V128H236ZM239 129V128H238ZM78 130H80V129H78ZM69 131V130H68ZM76 131V130H75ZM235 131V130H234ZM18 132V131H17ZM60 132H63V131H60ZM59 132V133H60ZM232 132H233V129H232ZM48 133H50V132H48ZM235 133V132H234ZM237 133V132H236ZM51 134V133H50ZM52 134H54V133H52ZM51 134V135H52ZM166 134V133H165ZM233 134V133H232ZM35 135V134H34ZM61 135V134H60ZM62 135H63V133H62ZM61 135V136H62ZM168 135V136H169ZM177 135H181V142H182V144H181V146H179L178 144H176V137H177ZM38 135H36V137H37ZM41 136V135H40ZM61 136H60V138H61ZM68 136V135H67ZM39 137V136H38ZM44 137V136H43ZM50 137H52V136H50ZM57 137H58V135H57ZM72 137V136H71ZM125 137V136H124ZM233 137V136H232ZM47 138V137H46ZM53 138V137H52ZM64 138V137H63ZM164 138V137H163ZM167 138V137H166ZM38 139V138H37ZM40 139H42V138H40ZM39 139V140H40ZM54 139V138H53ZM56 140H57V138H55ZM71 139V138H70ZM79 139V138H78ZM168 139V138H167ZM34 140H36V139H34ZM47 140H49V139H47ZM51 140V139H50ZM58 140H59V138H58ZM61 140H62V138H61ZM66 140V139H65ZM64 140V141H65ZM228 140H230V139H228ZM232 140V139H231ZM43 141V140H42ZM44 141H46V140H44ZM43 141V142H44ZM53 141H55V140H53ZM235 141V140H234ZM43 142H36L37 144L39 143H42L43 144ZM35 143V144H36ZM57 143V142H56ZM59 145V144H58ZM67 145V144H66ZM39 146V145H38ZM53 146H54V144H53ZM56 146V145H55ZM75 146V145H74ZM41 147H42V145H41ZM63 147V146H62ZM241 147V146H240ZM44 148V147H43ZM47 148V147H46ZM52 148V147H51ZM57 148V147H56ZM55 148V149H56ZM64 148V147H63ZM69 148V147H68ZM161 148V147H160ZM162 149V148H161ZM160 149V150H161ZM76 150H78V149H76ZM159 150V149H158ZM159 150V151H160ZM58 153L60 152V150H59V148H58ZM65 151V150H64ZM62 152V151H61ZM75 152H77V151H75ZM80 152V151H79ZM17 152H15V154H16ZM227 153V152H226ZM60 154V153H59ZM67 153H65L64 154V156L66 155ZM162 154V153H161ZM61 155H62V153H61ZM164 155V156H165ZM118 156H119V154H118ZM182 156V157H183ZM215 156V155H214ZM213 156V157H214ZM17 157V156H16ZM67 157V156H66ZM160 157V156H159ZM161 157H162V155H161ZM188 157L187 158H185V159H188ZM119 158V157H118ZM117 158V159H118ZM158 158V157H157ZM180 158V157H179ZM64 159V158H63ZM62 159V160H63ZM66 159V158H65ZM64 159V160H65ZM73 159V158H72ZM163 159V158H162ZM211 159V158H210ZM214 159V158H213ZM179 160V159H178ZM182 159H180V161H181ZM192 160V159H191ZM66 161V160H65ZM164 161H166V160H164ZM209 161V160H208ZM68 162H69V160H68ZM71 162V161H70ZM182 162V161H181ZM180 162V163H181ZM210 162H213V161H210ZM217 162V161H216ZM115 163V162H114ZM174 163V162H173ZM178 162H176L175 164H177ZM183 163H185V162H183ZM64 164V165H63ZM69 164V163H68ZM67 164V162H66V165H68ZM73 164V163H72ZM74 164H75V161H74ZM74 164H73V166H74ZM169 164H172V162L170 163L169 162ZM179 164V163H178ZM210 164H213V163H210ZM216 164V163H215ZM69 165H71V164H69ZM68 165V166H69ZM182 165V164H181ZM76 166V165H75ZM166 166V165H165ZM168 166V165H167ZM174 166V165H173ZM211 166V165H210ZM213 166H215V165H213ZM217 166V165H216ZM221 166V167H220ZM226 166V165H225ZM78 167V166H77ZM175 167H177V166H175ZM218 167V166H217ZM183 168H182V171L184 172V170H183ZM68 169H70V168H68ZM67 169V170H68ZM172 169H173V167H172ZM180 168H178V170H179ZM74 170H75V167H74ZM115 170L116 169H114V171H113V173L115 172ZM175 170H177V168L175 169ZM216 170V169H215ZM219 170V169H218ZM71 171V170H70ZM197 171V170H196ZM214 171V170H213ZM72 172V171H71ZM76 172V171H75ZM174 172V171H173ZM178 172V171H177ZM181 172V171H180ZM187 172L185 173L186 175H187ZM8 173V172H7ZM176 173V172H175ZM182 173V172H181ZM197 173V172H196ZM213 173V172H212ZM3 174V173H2ZM70 174V173H69ZM72 174H74V172L72 173ZM177 174V173H176ZM10 174L8 173V176H7V174H6V177H10L9 176ZM182 174H180V176H181ZM212 175V174H211ZM13 176V175H12ZM114 176V175H113ZM177 176V175H176ZM182 176H184V175H182ZM188 176V175H187ZM207 176V175H206ZM209 176V175H208ZM71 177V176H70ZM112 177V176H111ZM168 177V176H167ZM211 177V176H210ZM224 177V176H223ZM5 178V177H4ZM4 178H2V179H4ZM12 178V177H11ZM10 178V179H11ZM115 178V177H114ZM209 178V177H208ZM216 178V177H215ZM116 179H117V177H116ZM177 179H179V178H177ZM176 179V180H177ZM183 179V178H182ZM184 179H186V177L184 178ZM205 179H206V177H205ZM218 179V178H217ZM222 179V178H221ZM7 180V179H6ZM9 180V179H8ZM70 180V179H69ZM68 180V181H69ZM171 180V179H170ZM181 180V179H180ZM189 181H191L190 179H188ZM196 180H198V179H196ZM196 180H194V183H196L197 181ZM216 180V179H215ZM12 181V180H11ZM182 182H183V180H181ZM181 181H179L178 180V182H181ZM218 181V180H217ZM65 182V184L66 183H68L67 182V180H65L64 181ZM177 182V181H176ZM177 182V183H178ZM181 182V183H182ZM203 182H205L206 183V181L204 180ZM59 183V184H58ZM184 183V182H183ZM188 182L186 181V183H184L183 185H185V184H187ZM44 184H50V185H53L52 187H53V190H50V187L49 186H44ZM172 184V183H171ZM198 184V183H197ZM6 185V184H5ZM54 185H55V187L56 188H54ZM61 185V184H60ZM67 185V184H66ZM175 184L173 183V186H174ZM179 185H180V183H179ZM189 185H190V183H189ZM188 185V186H189ZM192 187H194V184L192 183ZM209 185V187H210V184H208ZM218 185V184H217ZM216 185V186H217ZM7 186V185H6ZM10 186V185H9ZM191 186V185H190ZM1 187H2V185H1ZM12 187V186H11ZM174 187H177V186H174ZM179 187V186H178ZM177 187V188H178ZM197 188H199L198 186H196ZM196 187H195V189H196ZM205 187V186H204ZM204 187H201V188H204ZM208 187V188H209ZM215 187V186H214ZM4 188H5V186H4ZM6 188H9V187H6ZM61 187H59V189H60ZM64 188H66V187H64ZM177 188H175V189H177ZM180 188V187H179ZM10 190H11V188H9ZM9 189H7V190H9ZM63 189V188H62ZM164 189H166V188H164ZM188 189V188H187ZM192 189V188H191ZM1 190V189H0ZM6 190V189H5ZM9 190V191H10ZM12 190H13V188H12ZM65 190V189H64ZM178 190V189H177ZM214 190V189H213ZM2 191L3 190H1L0 191V195H1V193H2ZM58 191V190H57ZM63 191V190H62ZM192 191V190H191ZM195 191V190H194ZM193 191V192H194ZM4 192V191H3ZM11 192V191H10ZM55 193H57L56 191H54ZM64 192H66V191H64ZM163 192V191H162ZM196 192V191H195ZM12 193H14V192H12ZM61 193V192H60ZM68 193V192H67ZM69 193H71V191L69 192ZM184 193V192H183ZM201 193V192H200ZM204 193V192H203ZM3 194V193H2ZM5 194V193H4ZM3 194V195H4ZM63 193H61V195H62ZM73 194V193H72ZM8 195V194H7ZM7 195L5 194V196L7 197ZM16 195L18 196L17 198H16ZM60 195V196H61ZM65 195V194H64ZM63 195V196H64ZM67 195H69V194H67ZM114 195V194H113ZM180 194L179 193H175V195L174 196H179ZM5 196H3V197H5ZM10 196H12V195H10ZM13 197V196H12ZM73 197H74V195H73ZM204 197V196H203ZM208 197V196H207ZM206 197V198H207ZM68 199H70V198H72L71 196L69 197H67ZM174 198V197H173ZM176 198V197H175ZM2 199V198H1ZM6 199H9V198H6ZM6 199H4V200H6ZM43 199V201L42 202H45V212H46V214H47V211H48V213L49 212H53V213H55V215L53 216L54 218L53 219H51V220H53V226H50V224L48 223V222H46V221H44V222H38V221H35V219L34 218H32L31 217V211L33 210V208L34 207H36V206H38V205H36L35 206V204H37V203H40L41 202V200ZM77 199V198H76ZM143 199V198H142ZM3 200V201H4ZM61 200H63V199H61ZM8 201V200H7ZM10 201H14V200H10ZM9 201V202H10ZM40 201V202H39ZM72 201V200H71ZM78 201V200H77ZM146 201V200H145ZM144 201V202H145ZM207 201V200H206ZM16 202V201H15ZM14 202V203H15ZM73 203H74V201H72ZM139 202H141V201H139ZM143 202V203H144ZM5 203V202H4ZM12 203V202H11ZM70 203V202H69ZM76 203V202H75ZM20 204V203H19ZM41 204V203H40ZM39 204V205H40ZM65 204V203H64ZM9 205V207H6V206H8ZM72 205V204H71ZM79 205V204H78ZM150 205V204H149ZM15 206H17V205H15ZM158 206V205H157ZM41 207V206H40ZM137 207H139L138 205H137ZM141 207V206H140ZM139 207V208H140ZM159 207V206H158ZM161 207V206H160ZM171 207H173V206H171ZM180 207V206H179ZM17 207H16V209H18ZM37 209H38V207H36ZM80 208H82V207H80ZM139 208L137 209V211L139 210ZM35 209V208H34ZM41 209H43V208H41ZM41 209H39V210H41ZM75 209V208H74ZM78 209V208H77ZM76 209V210H77ZM84 209V208H83ZM163 209V208H162ZM80 210V209H79ZM165 210V209H164ZM168 210V209H167ZM37 211V210H36ZM158 211H159V208H158ZM162 211V210H161ZM207 211V210H206ZM37 212H40V211H37ZM44 211L43 212H41L42 213V215H43V213H45ZM82 212H84V210L82 211ZM160 212V211H159ZM159 212L157 213V214H159ZM164 212V211H163ZM167 212H169V211H167ZM167 212L165 213V214H167ZM171 213H172V211H170ZM203 212V211H202ZM79 212L77 211V213L76 214H78ZM86 213V212H85ZM141 213V212H140ZM161 214H162V212H160ZM175 213V212H174ZM11 214V213H10ZM36 214H38V213H35V214H33V215H35L36 216ZM50 214V213H49ZM60 214H62V216H60ZM82 214V213H81ZM84 214V213H83ZM191 214V213H190ZM39 215H40V213H39ZM48 215V214H47ZM156 215V214H155ZM160 215V214H159ZM159 215H157V216H159ZM163 215V214H162ZM170 215V214H169ZM177 215V214H176ZM185 215H187V214H185ZM202 215V214H201ZM4 216V215H3ZM38 216V215H37ZM41 216V215H40ZM45 216V215H44ZM161 216V215H160ZM167 216V215H166ZM165 216V217H166ZM172 216H173V214H172ZM174 216H175V214H174ZM180 216H182V215H180ZM179 215H178V217H180ZM183 216H184V214H183ZM183 216H182V218H183ZM190 216V215H189ZM188 216V217H189ZM209 216V215H208ZM5 217V216H4ZM51 217V216H50ZM61 217H64L65 218V220L67 221V225H64L63 223V219H61ZM156 217V216H155ZM155 217L153 216V219L155 220ZM164 217V216H163ZM164 217V218H165ZM168 217V216H167ZM166 217V218H167ZM186 218H188L187 216H185ZM199 217H201V216H199ZM198 217V218H199ZM210 217V216H209ZM37 218V217H36ZM45 218V217H44ZM44 218L42 217L41 219V221H43L44 220ZM52 218V217H51ZM158 219H159V217H157ZM157 218H156V222H154V224H156L157 222H158V220H157ZM161 218V217H160ZM173 218V217H172ZM171 218V215H170V218L168 217L166 220L168 221V219H169V221H170V219H172ZM186 218H183V219H185L186 220ZM190 219L192 218V217H189ZM195 218V217H194ZM201 218H203V217H201ZM15 219V218H14ZM45 219H47V218H45ZM146 219V218H145ZM145 219H144V222H145ZM151 219V218H150ZM150 219H148V220H150ZM162 219V218H161ZM174 219H176V217L174 218ZM173 219V220H174ZM178 219V218H177ZM183 219H181V220H183ZM205 219V218H204ZM211 219V218H210ZM38 220V219H37ZM81 220V219H80ZM120 218L117 216L116 217V222H115V224L114 225H116V226H118V224H119V222H120ZM148 220H146V221H148ZM181 220H179V222L181 221ZM196 220H197V217H196ZM195 220V221H196ZM203 220V219H202ZM207 220V219H206ZM206 220L204 221H202V222H206ZM2 221H4L3 219H2ZM9 221V220H8ZM66 221H65V223H66ZM82 221V220H81ZM191 222V220H188V222ZM195 221L194 222H192L193 224L195 223ZM209 221V220H208ZM1 222V221H0ZM5 222V221H4ZM7 222V221H6ZM50 222V221H49ZM83 222V221H82ZM103 222V221H102ZM150 222H151V220H150ZM160 222V221H159ZM159 222H158V224H159ZM162 222V221H161ZM171 222V221H170ZM169 222V224H171ZM175 222H177V221H175ZM183 222H184V220H183ZM189 222V223H190ZM197 222V221H196ZM3 223V222H2ZM7 223H9V222H7ZM140 223V222H139ZM142 223H143V221H142ZM141 223V224H142ZM178 223V222H177ZM177 223H175V224H177ZM231 223V222H230ZM251 223V222H250ZM51 224V225H52ZM140 224V225H141ZM180 224H182V222L180 223ZM185 224H187V223H185ZM198 224V223H197ZM197 224H195V225H197ZM202 224V223H201ZM204 224V223H203ZM2 224H0V226H1ZM101 225V224H100ZM143 225H144V223H143ZM142 225V226H143ZM150 225H152V224H150ZM157 225V224H156ZM188 225V224H187ZM200 225V224H199ZM198 225V226H199ZM208 225L209 224H207V228H209L208 227ZM7 226H5V224H4V227H6L7 228ZM65 226H67V228H68V230H69V232H68V234H66L65 232H64V228H65ZM105 226V225H104ZM142 226H140L141 228H142ZM147 226V225H146ZM159 226V225H158ZM160 226H162V225H160ZM164 226H167V225H164ZM174 226V225H173ZM178 226H181V225H178ZM189 226V225H188ZM204 226V225H203ZM210 226V225H209ZM2 227V226H1ZM0 227V228H1ZM85 227V226H84ZM108 227L109 226H107L106 228L108 229ZM148 227H150V226H148ZM147 227V228H148ZM169 227H171V226H169ZM181 227H183L184 228V226H183V224H182V226ZM186 227V226H185ZM201 227H202V225H201ZM200 227V228H201ZM105 228V229H106ZM136 228V227H135ZM139 228V227H138ZM145 227L143 226V228L141 229V230H145L144 229ZM154 228V227H153ZM156 228H157V226H156ZM190 228V227H189ZM199 228V227H198ZM199 228V229H200ZM207 228H205V229H207ZM91 229V228H90ZM101 229V228H100ZM150 229V228H149ZM152 229V228H151ZM151 229L149 230V231H151ZM185 229V228H184ZM183 229V231H182V233L180 234V236H181V238H180V240H181V243H182V245H184L188 250H191V251H195L196 252V249H200V248H202V252L201 253H199L200 255V257L202 258H200L199 256V258H200V261L202 260L203 262H204V264H207L209 261L208 260H210V259H208L209 257H210V254H209V247H210V245H208V241H210V240H208V237L209 236H207V234H206V232H203L204 231V228H202L203 229V231H201V230H199V231H196V229L197 228H190V230H184ZM187 229H188V227H187ZM210 229V228H209ZM5 230V229H4ZM8 230V229H7ZM9 230V231H10ZM97 230V229H96ZM95 230V231H96ZM132 230V229H131ZM137 230V229H136ZM148 230V229H147ZM154 230V229H153ZM162 230H164V228H162ZM212 229H210V231H211ZM1 231H2V229H1ZM0 231V232H1ZM8 231V232H9ZM139 231V230H138ZM137 231V232H138ZM155 231V230H154ZM154 231H152V233L153 234H150L151 236L153 235V237H154ZM157 231V230H156ZM155 231V232H156ZM161 231V230H160ZM159 231V232H160ZM165 231V230H164ZM169 231V230H168ZM173 231V230H172ZM175 231H178V230H174V232ZM209 231V233H211ZM6 232V231H5ZM11 232H9V233H11ZM142 232L143 231H141V234H142ZM145 233H146V230L144 231ZM170 232V231H169ZM179 232H180V230H179ZM214 232V231H213ZM212 232V233H213ZM140 233V232H139ZM147 233H148V231H147ZM150 233V232H149ZM157 233V232H156ZM161 233V232H160ZM159 233V234H160ZM208 233V232H207ZM215 233V235L217 234L216 232H214ZM12 234V236H15V235H13ZM89 234V233H88ZM94 234H96V233H94ZM91 235V236H95V235ZM128 234V233H127ZM158 234V233H157ZM166 235H168L167 234V231H166V233H165ZM174 234V233H173ZM173 234H172V236H173ZM264 234V233H263ZM2 235H4L3 233H2ZM6 235H8V234H6ZM146 235V234H145ZM163 235V234H162ZM161 235V236H162ZM176 235H177V232H176ZM209 235V234H208ZM91 236L87 239V243L88 242H90V240L92 239L91 238ZM134 236V237H133ZM159 236V235H158ZM157 236V237H158ZM170 236H171V234H170ZM171 236V238H173ZM212 236V235H211ZM1 237V236H0ZM3 237V236H2ZM11 237V236H10ZM128 237H130V238H135V232L134 231H129V234H128ZM144 237V236H143ZM156 237V236H155ZM176 237V236H175ZM178 237V236H177ZM214 237V236H213ZM14 238V237H13ZM104 238V237H103ZM132 238V239H133ZM136 238H137V236H136ZM159 238V237H158ZM160 238H162V237H160ZM159 238V240L161 241V239ZM3 239V238H2ZM9 239V238H8ZM105 239V238H104ZM103 239V240H104ZM131 239V240H132ZM164 239V238H163ZM170 239V238H169ZM174 239V238H173ZM210 239V238H209ZM212 239H214V238H212ZM217 239V238H216ZM220 239V238H219ZM7 240V239H6ZM105 240H107V239H105ZM124 240V239H123ZM130 240V239H129ZM157 240V239H156ZM165 240V239H164ZM167 240H168V238H167ZM215 240V239H214ZM227 240V239H226ZM0 241H2L1 239H0ZM67 241H69L68 243H66ZM145 241V240H144ZM147 241V240H146ZM158 241V240H157ZM166 241V240H165ZM164 241V242H165ZM179 241V240H178ZM221 241V240H220ZM223 241H225V239L223 240ZM14 242V243H15ZM93 242V241H92ZM154 242H156V241H154ZM218 241H216V243H217ZM2 243V242H1ZM3 243L5 244L6 242H4V240H3ZM135 243V242H134ZM149 243H151V242H149ZM177 243V242H176ZM210 243V242H209ZM222 243V242H221ZM226 243H227V241H226ZM3 244V245H4ZM7 244V243H6ZM36 244V243H35ZM91 244V243H90ZM122 244H124V243H122ZM145 244V243H144ZM147 244V243H146ZM159 244H160V242H159ZM211 244V243H210ZM215 244V243H214ZM225 244V243H224ZM223 244V245H224ZM231 244V243H230ZM8 245H9V243H8ZM16 245V244H15ZM88 245H89V243H88ZM139 245H143L142 243L141 244H139ZM149 246H150V244H148ZM165 245V244H164ZM163 245V246H164ZM179 245V244H178ZM219 245V244H218ZM6 246V245H5ZM9 246H11V245H9ZM124 246H126V244L125 245H123V247ZM135 246V245H134ZM144 246H146V245H144ZM148 246V247H149ZM153 246V245H152ZM162 246V245H161ZM183 246V247H184ZM209 246V247H208ZM212 246V245H211ZM225 246V245H224ZM227 246H228V244H227ZM226 246V247H227ZM13 247V246H12ZM11 247V248H12ZM17 247V246H16ZM17 247V248H18ZM70 247V246H69ZM68 247V248H69ZM81 247V243L79 244H77L76 246H74V247H72V255H71V258L70 259H68V260H65V258L63 257V258H61L56 264H79L78 262H80L79 260L81 259V253L80 254H77L78 252V249ZM131 247H133V246H131ZM140 247V246H139ZM165 247V246H164ZM226 247H224V248H226ZM4 248H6V247H4ZM3 248V249H4ZM59 248V247H58ZM89 248H92V247H89ZM88 248V249H89ZM110 248H111V246H110ZM113 248V247H112ZM116 248V247H115ZM122 248V247H121ZM121 248H117V250L118 249H121ZM142 248V247H141ZM145 248V247H144ZM149 248H152V247H149ZM149 248H146V251L149 249ZM162 248V247H161ZM176 248H177V244H176ZM217 248H222V245L221 246H219V247H217ZM217 248H216V251H217ZM8 249V248H7ZM15 249V248H14ZM21 249V250H22ZM38 249V248H37ZM41 249V250H42ZM53 249H51V252L53 251ZM70 249V248H69ZM87 249V250H88ZM97 249V248H96ZM95 249V250H96ZM132 249V248H131ZM133 249H134V247H133ZM156 249H157V247H156ZM211 249V248H210ZM212 249H213V247H212ZM230 249V248H229ZM228 248H227V250H229ZM233 249V248H232ZM237 249V248H236ZM5 250V249H4ZM3 250V251H4ZM12 250H13V248H12ZM19 250V249H18ZM17 250V251H18ZM40 250V249H39ZM40 250V251H41ZM48 250V251H49ZM55 250H56V248H55ZM90 250H92V249H90ZM103 250V249H102ZM104 250H105V248H104ZM103 250V251H104ZM113 250V249H112ZM117 250H116V252H117ZM136 250H138V249H136ZM139 250H140V248H139ZM142 250V249H141ZM177 250V249H176ZM187 250V251H188ZM214 250H215V246H214ZM233 250H235V248L233 249ZM2 251V250H1ZM2 251V252H3ZM7 251V250H6ZM9 252H11L10 250H8ZM22 251H24V250H22ZM26 251H28V250H26ZM81 251V250H80ZM94 251V250H93ZM97 251V250H96ZM96 251H95V253H96ZM110 251V250H109ZM123 251V250H122ZM121 251V252H122ZM130 251H132V250H130ZM134 251V250H133ZM132 251V252H133ZM142 251H144V250H142ZM150 251V250H149ZM160 251V250H159ZM159 251H157L158 253H159ZM198 251V250H197ZM213 251V250H212ZM223 251V250H222ZM1 252V253H2ZM15 252H16V250H15ZM34 252V251H33ZM47 252V251H46ZM50 252V251H49ZM48 252V253H49ZM50 252V253H51ZM64 252V251H63ZM77 252V253H76ZM87 252V251H86ZM98 252V251H97ZM99 252H101V250L99 251ZM98 252V253H99ZM107 252V251H106ZM105 252V253H106ZM112 252V251H111ZM114 252V251H113ZM112 252V253H113ZM116 252L114 253V254H116ZM120 252V253H121ZM176 252V251H175ZM178 252V251H177ZM180 252H183V250L182 251H180ZM179 252V253H180ZM185 252V251H184ZM192 252V253H193ZM211 252V251H210ZM215 252V251H214ZM214 252H211L212 254L214 253ZM219 252V251H218ZM227 252V251H226ZM229 252V251H228ZM237 252H238V250H237ZM237 252H235V253H237ZM0 253V254H1ZM8 253V252H7ZM13 253V252H12ZM19 253V252H18ZM23 253V252H22ZM26 253V252H25ZM45 253V252H44ZM92 253V252H91ZM94 253V252H93ZM94 253V254H95ZM98 253H96V256H97V254ZM104 253V254H105ZM123 253V255H124V252H122ZM137 253H138V251H137ZM146 253H150V252H146ZM153 253V252H152ZM186 253V252H185ZM188 253H190L189 251H188ZM4 254V253H3ZM10 254V253H9ZM15 254H17V252L15 253ZM28 254V253H27ZM55 254V253H54ZM103 254V253H102ZM111 254V253H110ZM110 254H109V257H107L106 255H102V257L103 256H106V258L108 259V258H110L111 256H110ZM129 254H131V252H129ZM128 254V255H129ZM133 254H134V252H133ZM135 254H136V252H135ZM141 254H143V253H141ZM141 254H138L139 256H141ZM176 254V253H175ZM182 254V253H181ZM180 254V255H181ZM194 254V253H193ZM196 254V253H195ZM198 254V253H197ZM216 253H214V255H211V256H216L215 255ZM234 254V253H233ZM2 255V254H1ZM0 255V256H1ZM13 255V254H12ZM11 255V256H12ZM18 255V254H17ZM17 255H15V256H17ZM23 255V254H22ZM31 255V254H30ZM53 255V254H52ZM88 255V254H87ZM143 255H145V254H143ZM158 255V254H157ZM156 255V256H157ZM172 255H174V253H172ZM191 255V254H190ZM224 255V254H223ZM5 256H6V252H5ZM5 256H3V257H5ZM8 256V255H7ZM14 256V255H13ZM31 256H33V254L31 255ZM89 256V255H88ZM91 256H94V255H90L89 256V258L91 257ZM101 256V255H100ZM113 256H115V255H113ZM127 256V255H126ZM125 256V257H126ZM135 256V255H134ZM149 256V255H148ZM176 256V255H175ZM187 256V255H186ZM193 257H194V255H192ZM220 256V255H219ZM218 256V257H219ZM222 256V255H221ZM221 256L219 257V258H221ZM19 257H20V255H19ZM22 257V256H21ZM47 257V256H46ZM45 257V258H46ZM54 257V256H53ZM56 257V256H55ZM86 257V256H85ZM116 257H118V255H116ZM120 257H121V254H120ZM125 257H123L124 259H125ZM128 257H130V255L129 256H127L126 258H128ZM136 257V256H135ZM134 257V258H135ZM151 257V256H150ZM163 257V256H162ZM170 257V256H169ZM191 257V256H190ZM190 257H188L189 258V260H187V263H184L186 260H184V262H183V264H194V261H193V259L195 258H190ZM197 257V258H198ZM223 257V256H222ZM224 257H226V256H224ZM229 257H231V256H229ZM2 258V257H1ZM6 258V257H5ZM11 258V257H10ZM23 258V257H22ZM28 258H29V256H28ZM82 258H84V256L82 257ZM93 258V257H92ZM96 258V257H95ZM95 258H93L92 260L94 261V259ZM114 258V257H113ZM112 258V259H113ZM132 259H133V257H131ZM142 258H145L144 256L142 257ZM141 258V259H142ZM149 258V257H148ZM159 258V257H158ZM167 258V257H166ZM166 258H165V260H166ZM173 258V257H172ZM185 258H187V257H185ZM226 258H228V255H227V257ZM225 258V259H226ZM13 259V258H12ZM18 259V258H17ZM111 259V261H113ZM117 259V258H116ZM129 259V258H128ZM139 259H140V257H139ZM138 259V260H139ZM146 259V258H145ZM155 259V258H154ZM162 259V258H161ZM169 259V258H168ZM167 259V260H168ZM178 259V258H177ZM208 259V260H207ZM212 259V258H211ZM223 259V258H222ZM15 260H16V258H15ZM25 260V259H24ZM84 260H85V258H84ZM115 260V259H114ZM119 260H120V258H119ZM123 260V259H122ZM121 260V262H122V264H123V261ZM126 260V259H125ZM136 260V259H135ZM137 260V261H138ZM156 260V259H155ZM154 260V261H155ZM163 260V259H162ZM159 261V259L157 260V264H158V262H165V260H163V261ZM172 260V259H171ZM195 260V259H194ZM197 260V259H196ZM217 260V259H216ZM20 261H22V260H20ZM91 261V260H90ZM97 261V260H96ZM128 261V260H127ZM127 261H125V262H127ZM180 261H181V259H180ZM211 261V260H210ZM213 261H215V259L213 260ZM228 261V260H227ZM236 260H234V262H235ZM4 262V261H3ZM2 261L0 262L1 264L3 263ZM14 262V261H13ZM25 262H26V260H25ZM28 262V261H27ZM43 262H47V260H45L44 259V261ZM87 262V261H86ZM100 262H101V257H100ZM106 262H107V260H106ZM117 262V261H116ZM115 262V263H116ZM119 262V261H118ZM136 262V261H135ZM140 262V261H139ZM142 262H145V261H142ZM149 262H150V258H149ZM168 262V261H167ZM171 262V261H170ZM169 262V263H170ZM198 262V261H197ZM217 262H219V260H217ZM224 262H226L225 260H224ZM230 262H232V261H230ZM237 262V261H236ZM7 263V262H6ZM5 263V264H6ZM8 263H9V261H8ZM21 263V262H20ZM33 263V262H32ZM95 263V262H94ZM109 263V262H108ZM107 263V264H108ZM128 263V262H127ZM148 263V262H147ZM172 263V262H171ZM198 263H200V262H198ZM229 263V262H228ZM254 263V262H253ZM14 264V263H13ZM17 264V263H16ZM87 264V263H86ZM97 264H101V263H97ZM105 264V263H104ZM111 264H114L113 262L111 263ZM118 264V263H117ZM130 264H132V263H130ZM133 264H134V261H133ZM146 264V263H145ZM150 264V263H149ZM154 264H155V262H154ZM179 264V263H178ZM195 264H197L196 262H195ZM201 264H203V263H201ZM218 264V263H217ZM222 264H224V263H222ZM226 264H227V262H226ZM236 264H238V263H236Z\"/></svg>","mask_w":264,"mask_h":264},{"label":"flooded vegetation","instance_id":"flooded-vegetation-1","mask_svg":"<svg viewBox=\"0 0 264 264\" xmlns=\"http://www.w3.org/2000/svg\"><path fill=\"white\" fill-rule=\"evenodd\" d=\"M2 99V97H1V94H0V100ZM1 112H3V110L2 111H0V114H1ZM12 112V109H9L8 111H6V114H8V117H10V113ZM4 123H5V121H4Z\"/></svg>","mask_w":264,"mask_h":264}]
</instances>
